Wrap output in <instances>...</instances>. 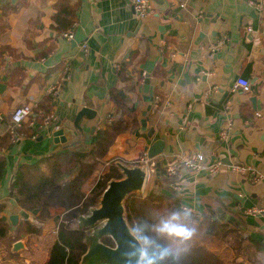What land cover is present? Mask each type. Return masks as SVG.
Listing matches in <instances>:
<instances>
[{
	"label": "crops",
	"instance_id": "0c3cea01",
	"mask_svg": "<svg viewBox=\"0 0 264 264\" xmlns=\"http://www.w3.org/2000/svg\"><path fill=\"white\" fill-rule=\"evenodd\" d=\"M57 1L0 0V17L7 23L0 36V136L8 132L18 106L37 107L61 84L55 92L54 121L30 122L37 131L34 137L0 148L6 158L0 183V203L6 209L1 216L10 221L18 214L19 222L35 221L44 233L57 230L63 209H52L53 219L39 223V210L22 209L11 195L16 171L66 148L89 151L97 130L119 113L110 95L117 89L138 109L139 124L117 137L102 173L113 164L136 167L147 145L159 139L166 147L153 158L157 170L148 191L160 178L169 184L164 173L168 161L193 153L203 154L208 163L221 159L226 166L216 174L184 171L176 179L184 206L198 214H221L245 237L264 243V213H248L264 208V6L259 11L249 0H152L153 13L139 19L132 0H71L77 22L69 40L51 28ZM15 73L20 83H12ZM239 78L250 81V91L236 86ZM82 107L97 113L81 121L83 141L76 132L72 141L56 144V124L72 126ZM152 128L155 133L148 139ZM232 163L252 170L233 171L228 167ZM95 181L87 184V193ZM252 253L263 260L264 252Z\"/></svg>",
	"mask_w": 264,
	"mask_h": 264
},
{
	"label": "trees",
	"instance_id": "16d2710c",
	"mask_svg": "<svg viewBox=\"0 0 264 264\" xmlns=\"http://www.w3.org/2000/svg\"><path fill=\"white\" fill-rule=\"evenodd\" d=\"M55 10L51 28L60 35L73 30L77 22V6L71 0H58ZM6 28V21L0 17V36ZM53 48L52 44L45 55ZM124 72L121 70L120 76L125 79ZM161 72L165 75L164 71ZM21 81V78L17 80L15 73L12 83ZM110 95L119 113L97 130L89 151L66 148L61 152L49 154L35 163L18 167L10 193L18 197L19 206L29 212L39 210L37 216L39 223L48 220L54 208L63 209L64 215L54 232L44 233L43 226L29 219L21 220L17 230L12 231L11 222L1 216L6 204L0 203V244L7 239L13 244L24 236L36 240V248L29 244V249L23 254L24 257L12 252L11 244L9 246L11 259L24 258L29 264L81 263L89 247L86 230L70 225L73 221L90 214L91 210L98 206L110 181L124 177L121 169L115 164L111 165L109 171L101 174L104 159L117 137L139 124L138 109L129 106L117 89H112ZM55 97V92L47 94L43 101L34 107L27 125L23 123L16 130L15 136L10 131L0 136L1 150L11 148L13 142L20 137H34L37 131L29 125L30 122L38 121L44 124L47 117L54 115ZM5 168L6 158L1 154L0 183ZM94 178L96 181L87 193L85 188ZM167 179L169 184L160 178L145 196L132 193L124 202L126 220L143 245L141 264H228L222 254L211 250L207 244L212 242L209 239H214L211 237L224 239L238 251L244 249L247 241H250L253 243L254 253L264 252L263 242L245 237L238 226L220 217L221 214L214 215V211L198 214L186 210L179 193L173 187L177 177ZM178 224L192 232L190 238L176 234L173 229L180 228ZM231 235L233 237L228 239ZM102 241L110 246L115 245L108 236ZM236 261L240 264L238 260Z\"/></svg>",
	"mask_w": 264,
	"mask_h": 264
},
{
	"label": "water",
	"instance_id": "95a60500",
	"mask_svg": "<svg viewBox=\"0 0 264 264\" xmlns=\"http://www.w3.org/2000/svg\"><path fill=\"white\" fill-rule=\"evenodd\" d=\"M0 84V88H2ZM254 109H256V99L251 98ZM96 111L90 107H82L76 114L73 125L65 127L62 122H58L57 129L52 133L53 141L56 144H67L72 141L76 132L84 139L81 121L83 119L91 120L96 116ZM96 126L91 127L90 133L93 134ZM155 129H151L148 133V139H152ZM165 140L159 139L147 145L146 151L148 157L153 159L162 154L165 150ZM124 177L119 180H112L103 192L99 201L100 206L93 208L89 215L84 216L79 221V228L94 225L100 220H104V226L99 229L100 236H108L114 241V246L98 241L92 244L81 259L80 264H88L89 259L95 257L93 264H141L143 258V245L139 238L131 230L126 217L124 202L128 195L132 193H143L147 186V172L141 166L128 167L119 164ZM11 230L16 231L19 224V215L10 216ZM27 249V245L23 240H18L13 244L12 252L18 253Z\"/></svg>",
	"mask_w": 264,
	"mask_h": 264
},
{
	"label": "built area",
	"instance_id": "2783aa9c",
	"mask_svg": "<svg viewBox=\"0 0 264 264\" xmlns=\"http://www.w3.org/2000/svg\"><path fill=\"white\" fill-rule=\"evenodd\" d=\"M249 3L257 8L259 11L263 10L264 6V0H249ZM132 4L136 13V16L139 19H145L149 17L153 13V4L152 0H132ZM64 37L67 39H73L74 32L73 30H70L63 34ZM83 48L87 50V44H83ZM61 84H59V87L57 86L54 90L57 91L58 88H60ZM237 87L242 88L244 91H250L251 89V83L248 79L245 78H239L237 81ZM160 98H158L155 103H160ZM34 112V106L29 103H24L20 106H18L12 113L9 121V127L8 131L11 132L13 136H15L16 130L23 125L27 120L30 119V116ZM4 120V115L0 110V121ZM54 121V115L47 117L45 122L50 123ZM136 166L143 167L147 172V186L144 189L143 193H139L142 196H145L148 189V183L152 180L153 176L156 174L157 165L153 162V159H150L148 157L147 151H145L141 157H139L135 161ZM226 166V163L222 161L221 159L215 160L211 163L207 162L206 157L203 154L200 153H193L186 156L181 157L178 160L174 161H168L164 165V173L166 177L172 178V177H181L183 175L184 171H190L192 173H199L201 171H207L209 174L213 175L219 172L223 167ZM228 167L237 172H247L252 170L251 167L240 165V164H230ZM173 187L176 191L180 190V185L178 183L173 184ZM186 210H189L188 207L185 206ZM248 213L250 214H256V213H264V208H253L249 209ZM84 217V216H83ZM80 221V219H79Z\"/></svg>",
	"mask_w": 264,
	"mask_h": 264
},
{
	"label": "rangeland",
	"instance_id": "374dc122",
	"mask_svg": "<svg viewBox=\"0 0 264 264\" xmlns=\"http://www.w3.org/2000/svg\"><path fill=\"white\" fill-rule=\"evenodd\" d=\"M103 167H104V165H103ZM102 171H101V174H102ZM91 185L92 184L90 183L89 188ZM98 206H100V204H98ZM85 216H87V215H85ZM52 219L53 218L51 217L50 220H52ZM104 223H105L104 220H100L97 223H95L94 225L86 226V228H84L86 230L87 242L89 244V247L92 246V244L97 243L98 241L103 242L102 241L103 238L107 237V236H100L98 234L99 229H101L104 226ZM70 226L75 227V228H79V220L73 221ZM177 226L181 227V226H179V224ZM232 237L233 236L231 235V236H229L228 239H231ZM211 238H214V239H209V240H212V242H207V244L209 245L211 250L222 254V256H224L225 259L229 262L228 264H239V263H237L236 260H238L240 262V264H245L246 261H249L251 264H260V263L264 262V258L262 261H258L257 259L253 258V253H252L253 249L249 244H246V246H244V249L238 251L232 244L225 242L224 239H222V238H215V237H211ZM20 240H23L27 244L28 248H29V244L31 247L32 246L35 247V244H36L35 238L31 239L29 236H24ZM11 244H12L11 240H9V239L5 240L2 244H0V264H7V263L29 264V262L25 261L24 258H22V260H18V259H11L9 257V246ZM25 251H27V250H25ZM25 251L18 252L20 257H24L23 254L25 253ZM238 253H240V254H238ZM239 256L243 257L242 260L241 259L239 260ZM94 258L95 257H92L88 261H90V262L95 261ZM90 262H88V264H91ZM93 264H97V262H94Z\"/></svg>",
	"mask_w": 264,
	"mask_h": 264
},
{
	"label": "clouds",
	"instance_id": "9594fccd",
	"mask_svg": "<svg viewBox=\"0 0 264 264\" xmlns=\"http://www.w3.org/2000/svg\"><path fill=\"white\" fill-rule=\"evenodd\" d=\"M173 230L176 232V234L183 235V236H186V237H189V238L192 235V232L190 230H188L186 228H183V227L175 228Z\"/></svg>",
	"mask_w": 264,
	"mask_h": 264
}]
</instances>
